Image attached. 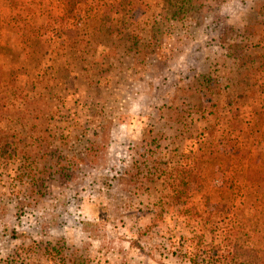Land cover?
Wrapping results in <instances>:
<instances>
[{
	"label": "rangeland",
	"instance_id": "obj_1",
	"mask_svg": "<svg viewBox=\"0 0 264 264\" xmlns=\"http://www.w3.org/2000/svg\"><path fill=\"white\" fill-rule=\"evenodd\" d=\"M192 6L0 0V130L17 143L0 154V264H55L48 246L190 264L197 237L264 264V0ZM159 158L199 175L165 209L172 189L132 178Z\"/></svg>",
	"mask_w": 264,
	"mask_h": 264
},
{
	"label": "trees",
	"instance_id": "obj_2",
	"mask_svg": "<svg viewBox=\"0 0 264 264\" xmlns=\"http://www.w3.org/2000/svg\"><path fill=\"white\" fill-rule=\"evenodd\" d=\"M164 2H168L170 0H163ZM193 0H182L181 12L186 15L187 12L196 11V9L192 6ZM209 78L208 76H203V79ZM201 84V83H200ZM14 138H16V134L7 133L4 130H0V154L4 158H10L16 156L17 151L16 146L17 143H14ZM15 151V152H14ZM24 158V174L27 176H32V180L37 183L41 182L40 174L41 172L38 169H35L29 165H25L29 157ZM137 162H139L137 160ZM199 177L198 170L195 174V169L185 168V166L171 168L169 170V164L167 161H164L162 158L154 160V165L149 168L145 173L142 171L141 166L137 167V171L132 175V178H135L137 184H139L140 189L144 191H148L153 189L156 184L166 185L169 189H172L174 192V196L168 198L167 200H161L159 207L167 208L172 205H176L179 200L176 198L181 195L185 189H190L194 184L196 178ZM42 186V184H41ZM191 210L196 212L194 207H187L184 212H190ZM197 242L195 243L194 252H192L189 256L190 264H232V261H236V255L233 252L218 253L219 246L203 245L202 237H197ZM60 250V249H59ZM55 247H46L45 251L47 257H49L50 261H56L55 264H84L85 259L80 256L77 252L73 253L71 256L62 255L60 259H57V256L60 255V251ZM246 264V263H245ZM248 264V263H247ZM253 264V262H251Z\"/></svg>",
	"mask_w": 264,
	"mask_h": 264
}]
</instances>
